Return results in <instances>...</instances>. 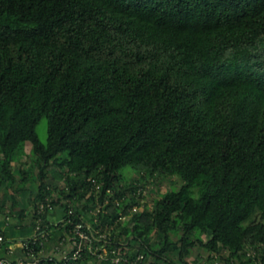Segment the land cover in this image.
<instances>
[{
	"label": "trees",
	"instance_id": "16d2710c",
	"mask_svg": "<svg viewBox=\"0 0 264 264\" xmlns=\"http://www.w3.org/2000/svg\"><path fill=\"white\" fill-rule=\"evenodd\" d=\"M164 176L182 185L145 206ZM0 217L42 218L23 237L41 264H264V0H0ZM70 217L107 233V259L43 255Z\"/></svg>",
	"mask_w": 264,
	"mask_h": 264
},
{
	"label": "built area",
	"instance_id": "2783aa9c",
	"mask_svg": "<svg viewBox=\"0 0 264 264\" xmlns=\"http://www.w3.org/2000/svg\"><path fill=\"white\" fill-rule=\"evenodd\" d=\"M91 180L92 178H88ZM93 180V179H92ZM95 184V191L99 193V183L97 180H93ZM97 181V182H96ZM93 191V190H92ZM90 191L88 195L92 192ZM110 196L115 194V190L113 188L109 189ZM146 189L144 186H139L137 190H135V194H143L142 200H145L144 195H146ZM87 195V196H88ZM109 196V197H110ZM109 197L106 199L105 203H101L96 210H93L92 212L94 214H97L99 211L104 209L105 205L109 202ZM119 200V199H117ZM54 205L52 204V198L48 197L46 201L42 202L39 207V213L44 212L47 209H52ZM128 218L126 215H122L120 219ZM38 225L36 226L35 232L41 229V220L42 218L39 217L38 219ZM64 235L62 236L61 241V248H60V259H76L79 258L82 255V252L85 249H90L95 254H98V257L100 259H107V233L101 231V229L96 228L92 225V223L88 220H81L79 222H76L73 220L72 217L68 218L64 222ZM42 237V243L44 240L48 238V233L43 232L41 233ZM3 240V236L0 234V241ZM14 245H19L25 252V256H19L15 260L12 258H8L6 256H0V264H41L42 263V257L35 254L34 248L30 246V243L28 241H23V238H19L18 242L13 243L9 248L11 250L14 249ZM114 255L111 257L112 262L114 264H147V261L145 259V255L143 253H137L135 256L128 254L127 252H119V251H113ZM214 262L215 264H218V253L214 252ZM50 259H53L54 255H47ZM91 264H99L98 261H92Z\"/></svg>",
	"mask_w": 264,
	"mask_h": 264
},
{
	"label": "rangeland",
	"instance_id": "374dc122",
	"mask_svg": "<svg viewBox=\"0 0 264 264\" xmlns=\"http://www.w3.org/2000/svg\"><path fill=\"white\" fill-rule=\"evenodd\" d=\"M37 129H38V133H39L42 141L47 142V140H48L47 118H43L40 121ZM31 146H32V144L30 142H28L27 146H26V150L28 153L31 152ZM23 160L29 161V158L26 155H24ZM122 171H123L124 175L128 178L137 177V175H138V173L136 172V169L130 165L123 168ZM181 185H182V180L179 177H175V176L174 177H165L164 176V177L160 178V180L157 181L156 183H151V182L147 183L145 186V188L147 190L146 195L144 196L145 200L142 202H144L145 206L146 205L152 206L155 198L160 197L161 193L166 192L169 189L179 188ZM28 186H29V184H27V187ZM158 187H160V189L157 192L156 189ZM10 190H12V189H10ZM194 190H195L194 191L195 196H198L197 188H195ZM28 193H30V191H28ZM30 194L28 195V197L30 196ZM142 207H144V206H141L140 208H142ZM207 255H208L207 250H205L202 246H197L193 249L191 255L189 256V259L192 261H195L197 258V260L201 259L202 261H204L205 259H207L206 258Z\"/></svg>",
	"mask_w": 264,
	"mask_h": 264
},
{
	"label": "crops",
	"instance_id": "0c3cea01",
	"mask_svg": "<svg viewBox=\"0 0 264 264\" xmlns=\"http://www.w3.org/2000/svg\"><path fill=\"white\" fill-rule=\"evenodd\" d=\"M63 210L60 207H56L55 210L52 213L53 221L56 223L59 221V218L62 217ZM16 223L13 221L11 224H6L4 219L0 217V229L5 228L8 231V234L12 238H23L27 236H31L35 233L34 226L31 222V220H27L24 222L18 223L17 220H15ZM56 231L54 234H52L50 237H48L44 241V247L42 250L43 255H57L60 256V248H61V241L62 236L64 235V225L56 227ZM5 251V248L0 247V255H7ZM12 254H8L10 257H19V256H25V252L18 246L14 245V249L11 252Z\"/></svg>",
	"mask_w": 264,
	"mask_h": 264
}]
</instances>
